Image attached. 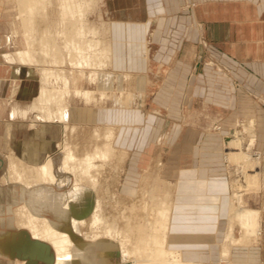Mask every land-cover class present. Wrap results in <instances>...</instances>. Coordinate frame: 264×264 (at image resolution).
<instances>
[{
  "label": "bare ground",
  "instance_id": "6f19581e",
  "mask_svg": "<svg viewBox=\"0 0 264 264\" xmlns=\"http://www.w3.org/2000/svg\"><path fill=\"white\" fill-rule=\"evenodd\" d=\"M92 1L95 2L56 0L55 4L54 0H15L16 21H11L6 39L7 45L18 43L20 47L3 52L0 58L12 70L11 80L7 81L12 98L19 93V81L26 76L37 78L36 86L24 88L30 95L28 104L11 110V117H25V126L37 129L35 136L25 141L28 153L18 155L10 148L4 160L0 159V166L4 164L5 169L0 183L12 186L13 191L9 187L8 193L14 197V207H7L9 217L0 223L1 227L10 229L0 231V253L17 264H46V251L30 246L26 232L29 239L49 245L53 256L50 264H98L93 258L99 249L92 243L99 239L116 243L118 257L125 264H203L186 260L181 250L168 246L174 183L160 179L159 157L153 163L155 174L151 175L149 165L140 180L141 187L154 182L155 191L150 192L149 202L142 193L138 195L140 201L131 202L132 197L127 194L134 193V189L125 188L123 183L132 185V180L129 177L128 182L121 181L130 153L116 144L119 125L114 121L87 123L76 118L74 105L77 103L82 104L83 114L103 120L104 112L108 113L103 107L108 102L113 109H123L135 106L136 100L141 102L144 95L143 82L129 72L119 76L125 84L122 90L113 91L118 74L110 70L114 61L111 26L101 17L98 22L89 20ZM247 121V145H251L250 138L255 137L254 120ZM244 131L243 127L246 136ZM238 135L235 133L227 140L225 158L242 163L247 157ZM39 140L43 142H38L41 149H34ZM51 143H54L53 153H48L46 147ZM28 158L31 163L27 162ZM256 163L251 161L246 165V170L253 171L243 174L244 185L234 183L228 204L227 215L243 229L244 236L259 231L258 210L241 205L242 191L255 190L261 181ZM115 164L118 170L113 175ZM67 185L65 193L55 191ZM120 185L126 190H119ZM158 186L161 192L156 191ZM85 189L94 197L91 212L84 218L68 217V213L81 211L71 202L77 197L85 198ZM23 194L27 195L26 199ZM66 219H69V229H62ZM227 223L220 250L222 259L227 258L229 246L238 243L232 235L234 224ZM73 233L89 243L74 238Z\"/></svg>",
  "mask_w": 264,
  "mask_h": 264
},
{
  "label": "crops",
  "instance_id": "0c3cea01",
  "mask_svg": "<svg viewBox=\"0 0 264 264\" xmlns=\"http://www.w3.org/2000/svg\"><path fill=\"white\" fill-rule=\"evenodd\" d=\"M106 3L115 14L107 20L114 54L110 70L139 74L147 82L142 102L112 109L104 120L126 130L122 145L130 156L157 149L161 174L174 183L169 245L188 259L208 261L220 255L227 230L229 182L219 170L225 124L249 116L264 129V0ZM11 72L0 63V125L25 126V117H11V110L28 104L30 95L19 81V93L9 98ZM217 118L221 130H207L205 125ZM25 128L10 134L20 146L37 129ZM7 133L0 129V155L11 147L4 144ZM136 162L143 167L146 160L141 155Z\"/></svg>",
  "mask_w": 264,
  "mask_h": 264
},
{
  "label": "rangeland",
  "instance_id": "374dc122",
  "mask_svg": "<svg viewBox=\"0 0 264 264\" xmlns=\"http://www.w3.org/2000/svg\"><path fill=\"white\" fill-rule=\"evenodd\" d=\"M11 1H12V3H11ZM11 1L10 0H7V1L6 0L5 1L4 0H0V57H1L3 52H5V51L9 52V51H12L14 48L20 47V44H18V43H16L15 45H13V44L7 45L8 41H7L6 38H7V35L10 34V31H11V29H10L11 28L10 26L12 25L11 23L16 21V19H15V15H16L15 0H11ZM54 1H55L54 3L56 4L57 3L56 0H54ZM92 3H93V7H90V10H88V12H89L88 13V18H89V20L91 22L92 21L93 22H98V21L101 20V18H102L103 21H107L108 19H110V17L115 15V14H113L114 13L113 10H110V9L107 8L106 0H99V1L95 0V2L92 1ZM97 11H99V12H97ZM90 14H91V16H90ZM94 15H97V16H94ZM1 60H2V58H0V63L3 62V60L2 61ZM121 73H118V75H117L118 76V80L114 79V83H113L114 85L112 86L113 91H121L122 87L125 86V84L122 81H120V77L119 76H120ZM123 73H125V72H123ZM114 75H115V73H114ZM135 75H138V77L140 78V81L143 82V88H144V86H145V84L147 82L145 77L144 76H140L139 74H135ZM26 77L23 80H21V85L23 86V89L24 88L25 89L29 88L30 85H33V87L36 86L35 81H37V78H34V77L32 78V77H28V76H26ZM32 81L34 82V84L32 83ZM24 92H27V90L24 91ZM142 93L145 94L143 91H142ZM8 95L10 96L9 98H12V94H9V92H8ZM9 98H7V99H9ZM261 102H262V107L264 108V100H261ZM77 104H75L74 107L79 109V110L74 108V111L76 113L75 115H76V118L78 120H85V122H87V123L88 122L89 123H96V121H97V123L100 124V122H98L99 118L93 119V118H91L88 115V113L83 114L81 112L82 104L81 103H77ZM105 105H106V107H103L104 111H110V110L112 111L113 108H110V106H112V104H110L108 102ZM142 106H144V104ZM133 107H134V105L132 107H128L127 109H130V108H133ZM144 107H146V106H144ZM117 109H120V108H115L113 110H117ZM144 110L146 111V109H144ZM78 111H80V114L82 113L80 116L77 113ZM104 118H105V112H104V117H103L102 123L108 122V121L104 120ZM248 119H252V117L247 116L245 118L244 117L235 118L234 120L231 121V123H229L227 125L225 124V127H224L225 133L222 134L223 136H222V143H221V151H220V154H219V159H220V162L222 164V167H221V169L219 168V170L222 171V173H224L227 176V179H228V182H229V193L226 196V202H225V213H226L227 208L230 207L229 206L230 205V195L232 194L231 187L234 185V183L235 184L239 183L240 185H244L245 183H244V175L243 174L244 173L246 174V173H249V172L253 171V170H251V171L246 170V168L248 166L247 164L249 162H251V161H257L255 166L257 167L256 169L257 170L259 169L258 171L261 173V174H259V175H261V181H259L257 183V188L255 190H251L249 192L247 190H245L246 192L242 191V197L243 198L241 197V200H242L241 205L242 206L244 205V207H248V208H252V209L258 210V212H257L258 217H256V220L259 221V223H258V226H259L258 230L259 231H257V233L252 234L251 236H244L243 229L241 227H238L236 225V223L233 222L229 216H227V222H229V224H231V223L234 224L232 235H233V237L238 239V243L231 244L229 246V254H228L229 256L227 255V258H223L222 259L220 255L215 254L208 261H203V260L195 261V259L192 260V261L201 262L203 264H229V263H232V264H259V261H262L263 264H264V232L262 231V228H261V222L263 220L262 213H264V129L261 127L260 130H259L258 124L255 122V120L253 118V120H254L253 127L254 128H252V133L255 132V137L254 138L251 137L250 141H253V143L251 145H247V143L249 141L248 140L249 136H248V133H247L248 132V126L247 125H249V122L247 121ZM221 121H222L221 118H217V119H215L213 121H210V122L207 123V125H205V128L207 130L212 131V132H217V131L219 132L221 130L222 124H223ZM244 122H246V123H244ZM181 124H183V122H181ZM245 124H246V126H245ZM40 125L41 124H39V127H40ZM262 126L264 127V125H262ZM25 127L26 126H23V125L22 126H18V127H14V126L10 125L9 122H5V123H3V125H0V129H2L5 132L8 131L6 136H8V135L10 136V134L12 132H14L15 130H18L20 128H25ZM243 127L245 129L244 132L247 133L246 136L243 133ZM120 130H121V127H120V129H119V131L117 133L118 135H117V138H116V144H117V146L119 148L126 149L122 145V144H124V141L126 140V130H124V129L121 130L122 132H121L120 137L118 139ZM235 133H239L238 136L240 137L241 144H242L241 145V149L246 151L247 161L242 162V163H239V162L237 163L234 160H229L228 161V159L225 158V153H227V150H228L227 140ZM0 139H1V141H3V137L0 138ZM24 139L26 141L28 140L27 137L24 138ZM4 140H5L4 144H7V143L9 144L10 143L11 147H9L5 151V153H2V155H0V159L1 160L2 159L4 160V157L6 156V154L8 153V150L10 148H14L18 155L22 154V153H28L29 152V150L25 148V145H24L25 141L22 143V146H20L21 142H18L17 140H14L12 135L10 136L9 139H7V137H6V138H4ZM38 142L43 143L40 140L35 142L34 149H38V148L41 149V147L38 144ZM55 144H56V142H55ZM53 145H54V143H51V146L46 147V151L48 153H53V148H54ZM21 150H23V151H21ZM126 150H128V149H126ZM128 152H129V150H128ZM157 154H158L157 153V149H152V148L150 149L149 153H144V154L140 153L139 154L140 159H141V155H143V158L146 160L145 165L143 164V167H140L141 166L140 164L137 165L136 161H137V158H139V156L136 157L135 154H132V156H130L131 154L129 155V157H128L127 161H126V164H125V170H124V173L122 174V177H121L122 180L121 181H125L126 179L128 180L129 177H130L129 180H132L131 182H132L133 186L129 185V184L125 183V182L123 183L124 184L123 186H125V188H128L130 186L131 189H134L133 190L134 193L132 192V193H128L127 194L130 197H132V199H131L132 201L131 202H135L136 203V201H138V200L140 201V199H141L140 196L141 195L142 196L144 195L143 197H145L146 199L145 198H143V199L148 201L147 198H148L150 192L152 193V192L155 191V188L153 187L154 186V182H151V183L148 182L146 184L147 186L145 185L144 187H141L140 180H141V176L143 175L144 169H147V167L149 165H150L149 172L151 173V175L155 174V169H154L155 166H154L153 163H155V160L159 157V154H158V156H157ZM148 158L150 160H148ZM27 162L31 163L32 161H31V159L28 158ZM113 162H117V161H113ZM157 163L161 165L160 167H162V162H161L160 158L157 160ZM116 166H117L116 164H115V166H113V168L115 167V170H112V172H113L112 174L113 175L117 172L116 170H118V168H117L118 166L117 167ZM129 166L130 167L133 166V169H130L131 171H129V168H130ZM162 169H163V167H162ZM4 171H5V169H4V164H3L2 167L0 168V176L4 174ZM108 178L110 179V177H108ZM160 179H166V178L160 173ZM68 186L69 185L62 186L61 188H56L55 191L58 192V191L62 190V192L65 193L67 191V189H68ZM9 187H10V185L6 184L5 182L4 183H0V218H1L0 219V223H2L3 218L9 217V215H10L7 207L9 205H10L11 208L14 207L13 203H12L13 200L9 199L10 198V195L8 193V190H9L8 188ZM152 187L154 188V190H153ZM10 188H11V191H13V187L11 186ZM125 188L121 187V185H120V189L119 190H121V191L123 189L126 190ZM157 188H158V190H157ZM157 188H156V191H159L161 189L159 186ZM14 191L16 192V190H14ZM159 192H161V191H159ZM125 193H127V192H125ZM140 193H142V194L140 195ZM158 194H160V193H158ZM138 195H140V196H138ZM71 204H74V207L75 206L77 207V205H79V200L76 199L75 202H71ZM71 204L69 205L70 207H72ZM173 204H174V202H173ZM173 204H172V208H173ZM120 208L122 209L123 207H120ZM229 210H230V208L228 209V211ZM47 215H49V214L47 213ZM71 215H72V213H68L67 214L68 217L71 216ZM68 220L66 219L63 222L64 226L62 224V226H63L62 229H69ZM226 225L228 227V223L226 224V222H225V229H226ZM170 226H171V220H170ZM170 226H169V234H170ZM263 226H264V224L262 222V227ZM3 230H4V232L10 231V229H8L6 227H3V226L1 227V225H0V231H3ZM225 234L223 236L222 244L224 243ZM73 237L74 238L75 237L80 238L81 241H83L85 243H89L88 241L82 239V237H80L79 235H76L75 233H73ZM168 246L170 247V245H168ZM171 248H173V247H171ZM214 252L216 253V249L214 250ZM182 253H183L184 257H185L184 251H182ZM93 259L96 260V262L98 263V260H97L96 256ZM114 259L119 261V264H125V263H123V260L121 261V259L119 257H115ZM185 259L186 260H191V259H188L186 257H185ZM0 264H17V263H15L13 260H10V258L5 256L4 254L2 255L0 253Z\"/></svg>",
  "mask_w": 264,
  "mask_h": 264
},
{
  "label": "water",
  "instance_id": "95a60500",
  "mask_svg": "<svg viewBox=\"0 0 264 264\" xmlns=\"http://www.w3.org/2000/svg\"><path fill=\"white\" fill-rule=\"evenodd\" d=\"M83 196H85V198H78L79 200V207L81 211H79L77 214L76 213H72L71 216L75 217V218H84L86 216L89 215V213L91 212V209L93 207V202H94V197L93 194L90 190L85 189ZM83 206V207H81ZM25 237L27 238V242L28 244H30V246H32L33 248L36 247V249L38 248L39 250L43 251V249L46 251L47 255H46V264H50L52 262L53 256L52 253L50 251V247L48 244L41 242L37 239H29L27 233L25 232ZM81 240V239H80ZM96 244V249L97 250L95 256L97 258V260L99 261V263L101 264H118L119 261L115 260V257H118V247L116 245V243L111 242L110 240H106V239H99L95 242H93L92 244ZM102 244L101 248H99V245ZM38 256V255H37ZM44 258V259H45Z\"/></svg>",
  "mask_w": 264,
  "mask_h": 264
}]
</instances>
